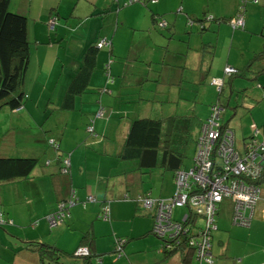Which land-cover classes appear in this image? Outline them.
<instances>
[{"label":"crops","instance_id":"0c3cea01","mask_svg":"<svg viewBox=\"0 0 264 264\" xmlns=\"http://www.w3.org/2000/svg\"><path fill=\"white\" fill-rule=\"evenodd\" d=\"M24 1L28 2L33 14L31 21L23 14L26 17L28 40V62L23 83L25 99L18 109L7 107L5 112L6 106L1 107L6 115L0 124V157L34 158L36 161L24 177L0 180V216L12 218V221L6 218L8 224L0 227V264H40L37 251L27 245L29 242L56 244V241L47 239L45 233L47 216L58 206L59 200L66 201L71 194L74 195V203L69 205L70 221L66 226L75 223V210L72 207L75 208L79 202L83 205L98 202L105 206L104 201H107L108 217L110 215L115 220L121 215L124 204L129 208L134 202L133 211H139L141 204L137 197L152 198L149 192L138 195L135 184L138 179L132 174L135 171L143 172L138 169L137 160L120 157L130 121L137 117H172V123H176L178 121L175 119L183 120L188 112L192 113L191 89L187 86L198 80L202 83L208 76L213 79L221 75L219 68L209 69L218 45L221 24L212 20L216 24H206V29L200 30L196 23L186 24L187 19L195 21L200 17L197 14L204 13L211 14L213 19L231 18L238 4V0H156L154 3L148 0ZM259 2V5L256 1L245 2L249 6L243 13L244 31L263 32L264 0ZM256 11H259L261 26L257 25L255 29V24L259 23L258 17L254 16ZM50 18L54 19L53 29L47 26ZM154 18L166 20L167 25L162 32L153 27L154 23L157 24ZM87 21L89 23L82 26ZM106 36L110 38L109 45L96 49L91 69L86 74V68L79 69L84 51L93 46L98 38ZM229 39L231 43L234 36ZM263 46L262 41L261 47H254L253 57L247 63L235 65L239 67L228 66L239 70L247 65L248 70H244V74L255 73L258 86L264 94V55L255 58ZM125 47L123 54L129 55L127 61L130 64H127V69L126 65L117 71L115 59L120 58V51ZM230 48L231 44L228 53ZM99 63L105 64L103 72L93 74V69ZM192 69L200 73L195 75ZM84 74L87 76L84 77ZM238 75L241 76V73ZM149 82L155 83L150 85ZM91 84H97L95 88L99 92L90 87ZM68 87L71 93L66 95ZM121 88L126 90L122 92ZM163 102H168L165 108ZM236 105L237 101L234 100L232 107ZM253 106H242L233 116L224 120L221 118L222 123L226 121L232 128L234 144L238 149L250 136L245 134L241 126L244 114H249L251 122L258 126L264 136V105L259 104L252 111ZM32 109H42L40 112L50 119L49 128L45 131L41 128L32 130L34 120L26 115ZM100 109L101 113L96 115ZM150 110H154L152 114ZM208 112L207 109L201 122ZM189 116L192 118V115ZM70 121H73L72 128L68 126ZM120 122L124 124L121 129L124 135L115 139L113 135ZM182 123H179L180 129L185 133L186 127L183 126L186 124ZM88 125L92 128L90 132L86 130ZM66 129L69 132L66 133ZM7 131L14 133L13 137L8 139V144L1 143ZM49 140L55 142L56 146L49 145ZM88 145L93 149H88ZM48 146L53 150L48 149ZM64 157L67 165L60 164ZM12 181H20L17 184L19 189L16 199L7 202L3 198L4 183ZM259 186L260 196L247 226L231 221V200L222 199L217 204L216 228L213 229L216 231L210 232L212 264H264V171ZM172 191L173 187L169 184L161 194L163 197L152 199L168 198ZM87 196L93 200L86 201ZM17 202L24 207L22 225L17 223L10 207ZM43 202L45 204H41ZM85 206L88 210L96 207L92 204ZM149 210V216L152 217L153 211ZM26 222H29L28 225ZM150 225L149 218L139 216L135 219L131 229L124 232L125 241L120 247L126 244L123 249L128 257L116 264H192L193 257L189 251L168 254L160 245L154 247L156 241L149 235ZM85 232L90 236L87 246L91 256L88 259L89 264H93L91 258L100 257L101 249L91 226L81 232L76 247ZM144 236H147L146 247L139 250L134 240ZM74 239L75 236L70 237L72 242ZM61 252L65 253L63 250Z\"/></svg>","mask_w":264,"mask_h":264},{"label":"rangeland","instance_id":"374dc122","mask_svg":"<svg viewBox=\"0 0 264 264\" xmlns=\"http://www.w3.org/2000/svg\"><path fill=\"white\" fill-rule=\"evenodd\" d=\"M248 1L253 2V0H245V2H248ZM245 2H243L242 0H238L235 14L237 13V10L239 9V7L242 4H245ZM256 3H258L259 5L260 4L259 0H256ZM247 4L248 3H246L244 6L243 13L245 12L246 9L248 10L249 5ZM28 5H29L28 2L25 3L24 0L23 2L22 0H12L8 6V9L10 11L19 13L21 15L26 14V16L28 17V20L31 21L33 14H31V9L28 7ZM202 15L203 14H197V16H202ZM206 15H211V14H206ZM254 16L258 17V22H259L255 24V29H256L257 25L259 27L261 26V17H260L259 11L254 12ZM159 20L163 22L166 21L164 18L163 19L159 18ZM188 22H191L194 24L196 23L198 28H200L202 24L204 25L210 24L211 26L216 24L213 21L197 22V21H192V20L187 19L186 24H188ZM88 23L89 21L85 22L82 26H85ZM220 24L221 25H220V31L218 34V45H216L214 54L210 60L209 69L211 70H214L216 68L220 69V72H221L220 77H216L213 79L222 80V88L220 92L218 93L217 87L209 83V81L212 79L210 78L211 76H208L202 83L201 81L198 80L197 83L193 84L194 83L193 82L191 85H188L187 87L191 89V92L189 93L192 98L191 100L192 101V113L188 112L186 114L188 116L185 117L183 120L175 119V121H178V122L174 123L175 132H174L173 138L178 141V143L174 145L176 146L180 145V151L184 153L183 165L185 167L189 166L191 162V156L193 154V144H194L193 141L198 135L199 123L201 122L207 109L209 110V106L211 104L218 101L220 104L224 106L223 112H222V120H224V118H228L230 115L233 116L238 111V109H240L242 106L247 107L250 104H254V106L251 108L252 111H254L255 108L259 106V104L264 105V98H262L264 96H263L262 91L260 90L262 88L258 86V82H257L258 77L254 76L255 73L246 72L245 77H243L242 75L240 76L235 73L231 74V76L224 75L225 65H232L234 67H239L235 65L245 64L253 57L254 52L252 51H255V49H258V47H261L262 41L264 42V30L262 33L259 31L249 33L247 32V30L244 31L243 29H240V28L231 29V26L225 20L220 21ZM153 25H154L153 27H155L156 30L161 31V30H164L167 23L165 22V25H164L165 27L163 25H158L155 23ZM209 30H211V28H209ZM232 35L234 36V41L230 43L229 38ZM102 39L104 40L106 39V41L109 43L110 38L108 36H106V38L105 37L98 38L97 41L102 40ZM229 44H231V48L228 53ZM107 45L108 44H103L98 47L100 48L102 46H107ZM125 51H126V47L122 48V50L120 51L121 52V56H119L120 58L115 59L116 63H118V65L116 66L117 71L120 67L124 68L127 64L128 65L130 64L129 63L130 61H127L129 55L127 56V53L123 54ZM104 65H105L104 63H99V65L93 69L92 73L94 74L98 71L103 72L102 68H104ZM128 65L126 69L128 68ZM192 72H193V69H192ZM193 73H195V75H198V73L200 72L199 70H197V72H193ZM150 74H152V72H150ZM258 74L259 72H257L256 75ZM92 81L98 83L97 80H92ZM154 83L155 82H149L150 85ZM96 85L97 84H91L90 87H93L96 92H99L97 91V88H95L97 87ZM103 85L105 86L104 83ZM121 90L122 92H124L126 89L121 88ZM89 92H93V91L90 90ZM234 100L237 101V105L235 106L236 108L232 107L234 105ZM167 103L168 102H163V106H164L163 108L167 106ZM1 107H0V124L6 115V113H3ZM4 110H6L5 112H7L8 110L7 107H4ZM40 110L32 109V110H29L30 114L26 113V115L31 116L34 120V125L32 126L33 131L39 130L40 128L43 131H45L47 128H49L48 124L50 122V119L45 118L46 114L43 112H40ZM153 111L154 110H150V114H152ZM189 115H192V118ZM121 118L123 119V117ZM179 121L183 123L187 121L185 123L186 125H184L183 127H186L188 125L190 126L189 139H188L189 135L187 133L181 132V129H180L181 124H179L180 123ZM251 121L252 119L249 117V114L247 113L241 117V126H242V129L245 131V134L252 133L251 123L253 122ZM123 125L124 124L120 122L118 127H116L117 132L113 135L115 139H120L121 137H123L124 130H121ZM68 126L69 128H72L74 126L73 121H70ZM88 126H86L87 131H89ZM67 132H69L68 129H66V133ZM17 133L18 132L16 131V134ZM13 134L14 133H10L8 131L4 132L1 138L2 139L1 143L8 144V139L10 140L13 137ZM258 136L262 137V132L259 131ZM47 148L49 149L50 147L48 146ZM87 148L93 149L92 146L90 145H88ZM65 159L66 157L62 158L60 164H64ZM132 175L133 177L138 179L135 183L138 189V193H139L138 195L142 193L147 194V192H149L152 198H161L163 197L161 194L165 192L167 185L170 184L171 187H173L172 186L173 172L171 171H162L161 169H152V170L144 171L143 173L141 172L139 173L135 171ZM4 184H5L4 185L5 190L3 192V198L7 202H9L12 199L15 200L17 197L18 189H19V185L17 184H20V181H18V183H14V181H12L11 183L6 182ZM104 202H105L104 204L106 205L107 201H104ZM41 204H45V203L43 202ZM86 204L96 205V207L94 210H88L87 207L85 206ZM86 204L83 205L82 203L79 202L77 203L75 208L72 207L75 210V214H73L75 223L73 225L66 226V224H68L70 221V218H69L70 216H69V211H68L69 206L67 207L66 210H64L65 213L67 211V215L63 219L64 221L62 220L53 226H49L48 223H47L48 224L47 226L46 224L47 227L45 229V233L48 236L47 239L56 241V244H53V245L65 251V253H62L61 255V260L64 263L66 262L71 263V264L80 263L79 256H73L71 253L74 252V250L77 248L76 245L81 235V232L85 231L87 228H89V226L92 227V230L94 229L93 233L96 236V241H98V247L99 249H101L100 257L91 258L93 264H116L119 261L121 263L122 260H126V257L128 256H126L124 249H123L126 244L124 243L122 248H118V239L121 241H125L124 232L129 231L131 229L137 217L140 216L145 219L149 218L151 220V225L149 226L148 229L150 230L152 228L153 218L149 216L151 215V211L148 208L141 206L142 204L141 205L139 204L140 205L139 211H135V210L133 211L134 202H132L129 208L126 204H124V208H123L121 215H119L115 220H112V218H110V215L107 219L102 218L101 208L102 206H104L103 204H99L98 202H94V203L88 202ZM10 207L12 208V211L17 219V223H20L19 225H22L24 222L23 205L20 202H17L16 204L11 205ZM98 209H99V212L97 213ZM184 209L185 208H182V207L173 208L172 217L176 218L177 220L181 219V217L185 213ZM55 211H57V207L54 208V211L51 214H53ZM10 215H11V212H10ZM4 217L5 218L3 219L7 218L12 221L11 216L7 217L6 215H4ZM28 223L29 222H26L27 225ZM32 223H34V221L31 222L30 227L32 226ZM195 224L197 226H203L204 224L203 218L196 216ZM3 225H5V223L0 225V227H2ZM63 230L64 231L68 230L69 232L67 233V232H64ZM213 231L215 232L216 230H213ZM149 235L151 238H153L156 241L154 247L158 248V245H160L161 247V239L156 238L157 236L153 234L151 231ZM73 236H75V239L72 242L70 240V237H73ZM134 241L137 242V249L142 250L143 246L146 247L147 236L137 238ZM136 260H138V258ZM193 260L195 262L194 258ZM193 260H192V264L194 263Z\"/></svg>","mask_w":264,"mask_h":264},{"label":"built area","instance_id":"2783aa9c","mask_svg":"<svg viewBox=\"0 0 264 264\" xmlns=\"http://www.w3.org/2000/svg\"><path fill=\"white\" fill-rule=\"evenodd\" d=\"M132 0H128L131 2ZM156 0H149L154 3ZM245 2V0H242ZM256 0H253L255 2ZM242 4L237 13L227 20L231 28L243 26ZM210 16H206L209 19ZM158 25H165L158 21ZM54 19L47 21V26L52 29ZM104 39L97 41L96 45L107 44ZM235 69L225 66L224 74L229 75ZM210 83L219 89L221 80L211 79ZM223 107L217 102L209 106L207 117L201 122L199 133L195 141L191 164L187 168H178L173 174V191L168 198L152 199L148 196H138L137 200L143 207L153 209V224L151 231L161 239V249H169L185 244L191 249L192 257L196 264H211L210 232L216 228L214 215L217 204L222 199L232 202L231 221L233 223L247 226L252 215V209L259 199L260 188L254 180L259 177L260 168L264 162V139L258 140L260 129L255 123H251L252 133L250 142L243 147L234 145V134L232 129L221 122ZM101 113V109L96 115ZM88 130L92 128L88 126ZM250 138V139H251ZM56 146L52 140L48 141ZM216 157H220L222 163H216ZM67 165V160H64ZM86 201H92L87 196ZM74 203V195L68 200L58 204L57 211L47 216L49 226L62 221L65 217L64 207ZM185 208L181 219L172 217L173 208ZM106 206L101 208L102 218H108ZM204 220L203 226L195 224V217ZM7 219L0 216V225L6 223ZM122 244L118 240V248ZM86 249L79 247L75 254H84Z\"/></svg>","mask_w":264,"mask_h":264},{"label":"trees","instance_id":"16d2710c","mask_svg":"<svg viewBox=\"0 0 264 264\" xmlns=\"http://www.w3.org/2000/svg\"><path fill=\"white\" fill-rule=\"evenodd\" d=\"M8 2L9 0H0V107L6 106L10 109H18L23 104L25 99L23 83H24V73L28 62V40L26 36V17L19 13L10 11L8 9ZM206 16H210V18L206 19ZM228 19L229 18L213 19L211 15L203 14L202 16L196 18L195 21L209 22L213 20L216 23H219L220 21L223 20L227 22ZM154 21L157 22V19L154 18ZM204 29H206V25L202 24L200 26V30H204ZM240 29H243V26ZM96 43L97 42H95L93 46L88 47L82 55L83 62L79 69L86 68L85 71L86 74L89 73L94 59V54L96 52V49L99 48L96 45ZM109 43L107 44L109 45ZM263 55H264V46L260 52L255 54V58H258ZM244 70H248L247 65L239 70L235 69L233 73L238 74L240 72L241 75H245ZM77 74L79 75V70ZM231 74L226 76H231ZM86 76L87 75H85L84 77ZM221 88H222V80L219 89H217L218 93L220 92ZM70 91H71L70 87H68V91L66 92V95L71 93ZM217 103L223 107V105L220 104L218 101ZM221 118H222V114H221ZM172 122H173L172 117L133 118L128 126L124 139L123 149L120 153V157L136 159L138 169L142 172L152 169H161L162 171H172L174 174L175 170H177L178 168H183L184 153L180 151V145L179 146L174 145L177 144L178 141L173 138L175 132V125ZM223 123L226 124V126L230 127V125L226 121ZM189 128H190L189 125L186 126L185 128V133L189 135L188 139L190 137ZM256 137L258 140L264 139L263 135L262 137L258 135ZM250 138H251V134L241 144V146L243 147L247 142H250L254 137H252L251 139ZM194 142L195 140L193 141V143ZM215 159H216V163L218 164L222 163L220 157H216ZM35 161L36 160L34 158L0 157V180H8L13 178L24 177L29 172L31 167L34 165ZM263 171H264V162L262 164V167L260 168L259 177L254 180L255 182H253L256 185H258L259 188H260L259 181ZM64 200H59V201L65 202ZM67 207L68 206H65L64 210H66ZM215 215H214V219H215ZM152 218H153V212H152ZM89 239L90 236L88 235V232H85L80 238V244L77 246V248L84 247L86 249V253L75 254V250L77 248L74 250V252L71 253L73 256H79V258H81L80 264L90 263L88 258H90L91 253L87 246V244L89 243ZM122 244L120 245V247L122 246ZM27 246L37 251L38 260L40 264H64L63 261L61 260L62 252L56 246L43 242H29ZM163 251L168 254L173 253L175 251H185V252L189 251V253H191V249L187 248L183 243H181L178 246L171 247L169 249H163ZM212 263H213V258H212Z\"/></svg>","mask_w":264,"mask_h":264}]
</instances>
